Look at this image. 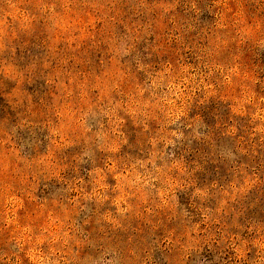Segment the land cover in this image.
Masks as SVG:
<instances>
[{
  "label": "rangeland",
  "instance_id": "rangeland-1",
  "mask_svg": "<svg viewBox=\"0 0 264 264\" xmlns=\"http://www.w3.org/2000/svg\"><path fill=\"white\" fill-rule=\"evenodd\" d=\"M0 264H264V0H0Z\"/></svg>",
  "mask_w": 264,
  "mask_h": 264
}]
</instances>
